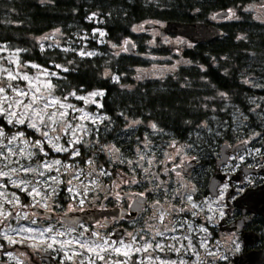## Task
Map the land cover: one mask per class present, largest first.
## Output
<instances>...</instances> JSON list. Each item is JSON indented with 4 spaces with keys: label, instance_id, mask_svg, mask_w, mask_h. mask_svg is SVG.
Listing matches in <instances>:
<instances>
[{
    "label": "rangeland",
    "instance_id": "rangeland-1",
    "mask_svg": "<svg viewBox=\"0 0 264 264\" xmlns=\"http://www.w3.org/2000/svg\"><path fill=\"white\" fill-rule=\"evenodd\" d=\"M261 6L264 2L257 4L254 13L256 19L264 21ZM235 17L237 15L232 13L231 18ZM158 33L157 30H150L149 34L154 37L150 42L152 45H155ZM104 35V30L98 28L92 38L102 42ZM85 36L84 47L77 51L81 55L85 52L93 54L86 48L89 46L86 39L90 36ZM63 39L60 35L49 33L38 40L39 43L66 50L61 46ZM183 39L176 36L163 41L177 50ZM126 44L127 40L122 44L110 43V46L121 53L127 51ZM134 46L137 48L135 42ZM21 52V49L9 44H0V89H3L0 91V115L8 124V127L0 126V264H32L31 253L37 257L47 248L63 255L62 264H200L196 255L193 259L187 258L186 254L180 259L178 255H167L169 246H166L165 238L179 234L158 230L157 221L160 219L163 223L168 215L163 208L153 210L155 227L151 232L157 235L159 242L149 239L141 244L136 242L139 232L115 242L103 226L87 235L85 227H77L80 223L68 226L53 221L48 223L41 219V216L47 217L45 213L33 210V207L48 209L57 206L63 211H81L95 199L92 194L98 190L102 193L113 187L127 191L144 190L145 172L150 166H155L156 158L165 154H159V148L154 149V138L166 133L161 131L157 122L146 123L130 117L124 119L118 132L115 127L104 126L109 118L98 110L104 95L102 90L63 94L65 91L55 85L54 78L61 77L65 66L25 62ZM152 62L150 69L155 76H161L164 70H175L179 64L176 61L171 68L170 62L159 59ZM106 75L110 76V73ZM244 79L255 91L259 90L256 96L250 97V103L256 104L250 112L257 113L260 109L257 105L264 104V78L248 73ZM218 95L228 97L223 92ZM214 121L215 128H218L220 119L214 117ZM250 121L251 117L246 112L234 110L235 136ZM111 135L117 136L122 144L118 145ZM185 150L188 152L189 148ZM180 151L181 147L173 149L174 154ZM121 198L125 202V197ZM186 204L193 209L207 204L208 209L213 210V217L217 211L215 204L209 200L200 205L194 201ZM189 215L192 219L184 221L193 229L196 215L193 212ZM47 218L53 219L51 216ZM200 230H204V226ZM206 244L205 241L202 246ZM182 248L180 246L176 254ZM151 249L160 255L139 256ZM134 254H138L137 257Z\"/></svg>",
    "mask_w": 264,
    "mask_h": 264
},
{
    "label": "trees",
    "instance_id": "trees-1",
    "mask_svg": "<svg viewBox=\"0 0 264 264\" xmlns=\"http://www.w3.org/2000/svg\"><path fill=\"white\" fill-rule=\"evenodd\" d=\"M261 2L264 0H0V44L21 49L25 62L65 66L61 77L54 78L63 94L102 90L98 110L109 118L104 126L118 132L130 117L157 122L166 134L154 139L189 141L206 131L201 125H210L213 133L234 128L236 109L251 117L249 125L264 123L263 103L257 105V113L250 112L256 105L250 103V97L259 90L244 79L248 73L264 78V21L254 17ZM223 10L230 11L229 16L215 21L214 15ZM232 13L237 17L231 18ZM170 20L215 23L224 34L208 42L183 39L174 50L163 39L176 35L160 36L159 32L152 45L154 37L149 32L159 30L146 24ZM98 28L105 32L102 42L92 38ZM49 33L62 36L61 46L66 50L39 43ZM85 35L90 36L86 48L93 54L77 51L84 47ZM126 40L135 53L128 49L117 53L110 46ZM157 59L172 63L171 68L174 62L179 64L175 70L155 76L150 67ZM214 117L220 119L218 128ZM0 126L8 127L3 115ZM116 137L111 135L121 145Z\"/></svg>",
    "mask_w": 264,
    "mask_h": 264
},
{
    "label": "flooded vegetation",
    "instance_id": "flooded-vegetation-1",
    "mask_svg": "<svg viewBox=\"0 0 264 264\" xmlns=\"http://www.w3.org/2000/svg\"><path fill=\"white\" fill-rule=\"evenodd\" d=\"M261 7L264 11V6ZM201 128L206 131L189 141L156 139L154 149L159 148L158 153L165 154L156 158L155 166L145 172V189L127 191L113 187L107 193L98 190L92 194L95 199L81 211H93V218L100 216L99 219L82 221L77 227H85V233L91 235L94 229L103 226L115 242L139 232L136 242L141 244L157 238L151 232L155 227L153 210L163 208L168 215L163 223L160 219L157 221L158 230L179 234L164 240L169 246L167 255L170 257L178 255L180 259L186 254L187 258L193 259L196 255L200 264H238L237 259H250L254 252L263 251L259 257L264 259V123L245 125L238 136H235L233 127L222 128L218 133L211 132L208 124L201 125ZM251 134H254L252 138ZM177 145L181 151L174 154ZM121 196L125 197V202ZM136 200H143L146 205L132 217L130 207ZM206 200L217 207L214 217L207 204L194 209L186 204L194 201L200 205ZM116 209L120 211L114 212ZM45 210H51L56 216L48 219L49 214H46L47 217L41 216V219L67 225L61 218L62 212L67 210L57 206ZM190 212L196 215L193 229L184 221L192 219ZM202 226L204 230H200ZM118 234L122 235L118 237ZM205 241L207 244L203 247ZM180 246L183 248L176 254ZM154 254L160 255L151 249L139 256L146 258ZM62 256L51 248L37 257L31 253L32 264H62ZM248 264L257 263L249 261Z\"/></svg>",
    "mask_w": 264,
    "mask_h": 264
},
{
    "label": "water",
    "instance_id": "water-1",
    "mask_svg": "<svg viewBox=\"0 0 264 264\" xmlns=\"http://www.w3.org/2000/svg\"><path fill=\"white\" fill-rule=\"evenodd\" d=\"M230 14V11L223 10L220 12H217L214 15L215 21L223 20L226 17H228ZM147 28H156L160 32V36H168V35H176L180 36L182 38H185L192 43L197 42H208L211 41L217 37H220L224 34L222 29L217 26L215 23H208V22H182L177 20H170L167 21L165 24H159L155 22H150L146 24ZM127 49L131 53H135V49L133 47V44L130 42L127 44ZM145 203L143 200H136L133 202V204L130 207L131 216L135 217L140 211H142V208L145 207ZM33 210H37L39 214H49L51 217H55V213H50L49 211L39 208V207H33ZM120 209L114 210V212H119ZM93 211H69L66 213L61 214V218L64 222H66L69 225H75L82 221H95L96 219H99L100 216H97L96 219L93 218ZM97 214V213H96ZM99 214V213H98ZM263 251H256L253 253V255L250 257V259H246V257H242L237 259L238 264H248L249 261H252L253 263L256 262L257 264H260L264 259H262L260 254H262Z\"/></svg>",
    "mask_w": 264,
    "mask_h": 264
},
{
    "label": "snow or ice",
    "instance_id": "snow-or-ice-1",
    "mask_svg": "<svg viewBox=\"0 0 264 264\" xmlns=\"http://www.w3.org/2000/svg\"><path fill=\"white\" fill-rule=\"evenodd\" d=\"M25 79H27V77H25ZM0 91H3V89H0ZM21 123H23V121H21ZM117 251H119V249H117ZM125 255H127V253H125Z\"/></svg>",
    "mask_w": 264,
    "mask_h": 264
}]
</instances>
